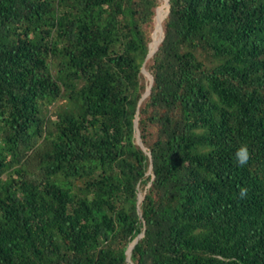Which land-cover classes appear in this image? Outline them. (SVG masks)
Returning <instances> with one entry per match:
<instances>
[{"label":"trees","instance_id":"16d2710c","mask_svg":"<svg viewBox=\"0 0 264 264\" xmlns=\"http://www.w3.org/2000/svg\"><path fill=\"white\" fill-rule=\"evenodd\" d=\"M168 4L0 0V264H264V0Z\"/></svg>","mask_w":264,"mask_h":264},{"label":"clouds","instance_id":"9594fccd","mask_svg":"<svg viewBox=\"0 0 264 264\" xmlns=\"http://www.w3.org/2000/svg\"><path fill=\"white\" fill-rule=\"evenodd\" d=\"M236 162L239 166L243 167L247 164L249 153L246 147H241L235 154ZM246 195V189L240 190V196L243 198Z\"/></svg>","mask_w":264,"mask_h":264},{"label":"bare ground","instance_id":"6f19581e","mask_svg":"<svg viewBox=\"0 0 264 264\" xmlns=\"http://www.w3.org/2000/svg\"><path fill=\"white\" fill-rule=\"evenodd\" d=\"M164 2L166 4V0H164ZM166 6H167V4H166ZM164 13H167V7H166L165 11H162L161 13H159L160 15L158 14L155 18V35H156V38L154 36V39H153V42L151 45V50L149 53L150 56H152L154 49L157 46V41H158L159 36H160V21H161L162 16L164 15Z\"/></svg>","mask_w":264,"mask_h":264},{"label":"water","instance_id":"95a60500","mask_svg":"<svg viewBox=\"0 0 264 264\" xmlns=\"http://www.w3.org/2000/svg\"><path fill=\"white\" fill-rule=\"evenodd\" d=\"M166 4H167V9H168V6H169V4H168V0H166ZM167 13H168V10H167ZM148 57H150V55L148 54V56H147V58ZM149 80H150V84H151V82H152V79L149 77ZM136 124H137V122H135ZM135 124V125H136ZM138 144H139V146H142V143H141V140H140V138H138ZM141 237V236H140ZM140 237H138L136 240H138ZM131 249H132V247L130 248V250H129V252H128V259H129V257H130V254H131Z\"/></svg>","mask_w":264,"mask_h":264}]
</instances>
